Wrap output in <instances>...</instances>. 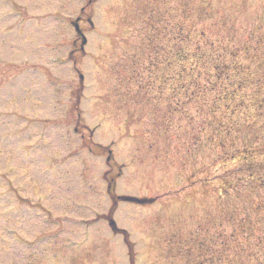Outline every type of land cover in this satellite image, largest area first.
I'll list each match as a JSON object with an SVG mask.
<instances>
[{"label": "rangeland", "instance_id": "obj_1", "mask_svg": "<svg viewBox=\"0 0 264 264\" xmlns=\"http://www.w3.org/2000/svg\"><path fill=\"white\" fill-rule=\"evenodd\" d=\"M0 264H264V0H0Z\"/></svg>", "mask_w": 264, "mask_h": 264}, {"label": "trees", "instance_id": "obj_2", "mask_svg": "<svg viewBox=\"0 0 264 264\" xmlns=\"http://www.w3.org/2000/svg\"><path fill=\"white\" fill-rule=\"evenodd\" d=\"M181 31H183L182 29H181V27L179 28ZM185 31V30H184ZM182 33V32H181ZM184 35V37H183V39H184V41L187 39H189V38H191V36H189V35H187L186 34V36H185V34H183ZM198 38L200 39V37H201V40L204 38L203 36V33H198ZM222 51H224V52H228V49H222ZM194 54H192V53H188V52H183V54L181 55V58L182 57H184V59L186 60V56H193ZM218 57H217V59L218 60H220L221 62L220 63H217L218 62V60L214 63V66H212V69L214 70H220V68H223V70H225V69H227V70H229L230 68H231V66L229 67V64H228V62H227V64H225L226 63V61H225V53H222L221 55L219 54V55H217ZM201 57H203V59H205V57H207V54H198V56H197V58L196 57H194V61H195V66H194V69H195V67L196 66H198V64H200V62H201ZM200 60V61H199ZM208 60V59H207ZM209 60H213V59H209ZM223 62H225V63H223ZM197 63V64H196ZM231 65V64H230ZM196 70V69H195ZM206 70V68H204V70H202L201 69V73H200V75L202 74V73H204V71ZM225 72V71H224ZM224 184H225V186H227V187H230L229 185H230V183L228 182V184H227V181L226 180H224ZM222 188H224V186H222ZM220 189V190H223V189Z\"/></svg>", "mask_w": 264, "mask_h": 264}, {"label": "water", "instance_id": "obj_3", "mask_svg": "<svg viewBox=\"0 0 264 264\" xmlns=\"http://www.w3.org/2000/svg\"><path fill=\"white\" fill-rule=\"evenodd\" d=\"M124 200H128V201H131L132 199H128V198H127V199H124Z\"/></svg>", "mask_w": 264, "mask_h": 264}]
</instances>
